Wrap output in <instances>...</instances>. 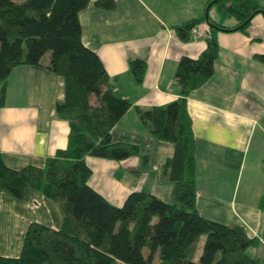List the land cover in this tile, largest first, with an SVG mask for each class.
<instances>
[{
	"label": "crops",
	"instance_id": "obj_1",
	"mask_svg": "<svg viewBox=\"0 0 264 264\" xmlns=\"http://www.w3.org/2000/svg\"><path fill=\"white\" fill-rule=\"evenodd\" d=\"M90 0L80 14L83 43L97 52L115 79L118 96L133 106L113 128L115 141L137 144L140 153L116 161L88 157L89 184L115 205L134 191L153 193L164 201L174 198L168 163L175 144L158 139L141 121L137 108L165 106L179 97L174 75L182 56H199L207 45L209 24L198 26L189 41L176 27L208 15L225 23L210 0H114L112 8ZM264 7V0H258ZM215 12L212 17V9ZM228 18V17H227ZM220 54L215 73L188 99L196 139L197 209L211 220L243 226L261 239L250 252L264 259V14L255 15L247 32L219 30ZM49 59V57H48ZM47 59V60H48ZM131 59L147 64L142 83L129 67ZM46 60V61H47ZM0 105V150L12 169L44 167L47 158L66 148L70 125L56 113L65 98L63 77L43 66L20 65L7 82ZM32 222L60 229L59 205L41 191L28 188L23 199L0 189V255L18 257ZM260 247V248H259ZM250 249V250H251Z\"/></svg>",
	"mask_w": 264,
	"mask_h": 264
},
{
	"label": "trees",
	"instance_id": "obj_2",
	"mask_svg": "<svg viewBox=\"0 0 264 264\" xmlns=\"http://www.w3.org/2000/svg\"><path fill=\"white\" fill-rule=\"evenodd\" d=\"M89 3L0 0V105L5 104L6 82L16 67L43 66L65 81V98L56 104V113L70 125L67 147L48 157L44 167L12 169L0 150V189L18 199L28 188L39 190L59 205L63 215L60 229L32 222L21 254L0 255V264H264L250 253L260 244L259 237L250 236L241 225L208 219L197 209L196 139L188 111L191 93L215 73L218 31L247 32L253 17L264 14V7L258 0H210L209 8L216 6L223 19L234 17L238 24L224 28L208 15L176 27L179 37L189 41L193 28L207 22L206 48L197 57L184 55L179 60L176 100L137 108L150 133L175 144L168 163L173 201L134 191L122 205H115L89 184L93 172L87 158L122 161L139 155L140 147L113 139V128L133 102L117 95L115 79L100 56L83 43L79 14ZM97 4L112 8L115 3ZM255 58L264 63V54ZM129 67L142 83L146 62L131 59ZM260 208L264 211V194Z\"/></svg>",
	"mask_w": 264,
	"mask_h": 264
},
{
	"label": "rangeland",
	"instance_id": "obj_3",
	"mask_svg": "<svg viewBox=\"0 0 264 264\" xmlns=\"http://www.w3.org/2000/svg\"><path fill=\"white\" fill-rule=\"evenodd\" d=\"M207 11H208V7H207ZM207 11H206V13H207ZM214 12H215V8L212 9V17H213ZM220 15H221V14H220ZM220 19L223 21L222 16L220 17ZM224 21H225V23H229V22H230V18L228 17V18L224 19ZM200 26H201V24H200ZM48 57H49V54H47V56L45 57V60H47ZM203 242H204V240H202V242H201V246H202ZM259 248H260V247H259ZM253 251H254V249H251V250H250V252H253ZM263 251H264V247H261V253H262Z\"/></svg>",
	"mask_w": 264,
	"mask_h": 264
},
{
	"label": "built area",
	"instance_id": "obj_4",
	"mask_svg": "<svg viewBox=\"0 0 264 264\" xmlns=\"http://www.w3.org/2000/svg\"><path fill=\"white\" fill-rule=\"evenodd\" d=\"M198 32H199L198 26L194 27L192 33H198Z\"/></svg>",
	"mask_w": 264,
	"mask_h": 264
},
{
	"label": "water",
	"instance_id": "obj_5",
	"mask_svg": "<svg viewBox=\"0 0 264 264\" xmlns=\"http://www.w3.org/2000/svg\"><path fill=\"white\" fill-rule=\"evenodd\" d=\"M206 16L208 17V12H207ZM206 34H207V35H209V34H210V31H209V29H207V30H206Z\"/></svg>",
	"mask_w": 264,
	"mask_h": 264
}]
</instances>
